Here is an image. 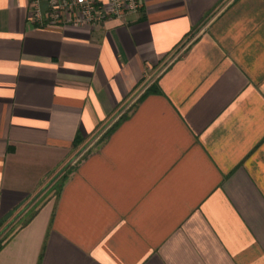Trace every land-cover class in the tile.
<instances>
[{"label": "crops", "instance_id": "1", "mask_svg": "<svg viewBox=\"0 0 264 264\" xmlns=\"http://www.w3.org/2000/svg\"><path fill=\"white\" fill-rule=\"evenodd\" d=\"M30 2L0 0V264H264V0Z\"/></svg>", "mask_w": 264, "mask_h": 264}, {"label": "built area", "instance_id": "2", "mask_svg": "<svg viewBox=\"0 0 264 264\" xmlns=\"http://www.w3.org/2000/svg\"><path fill=\"white\" fill-rule=\"evenodd\" d=\"M31 0L30 19L37 25L55 23L94 26L104 19H122L139 10L140 0Z\"/></svg>", "mask_w": 264, "mask_h": 264}]
</instances>
